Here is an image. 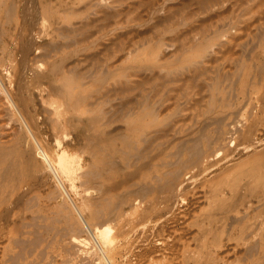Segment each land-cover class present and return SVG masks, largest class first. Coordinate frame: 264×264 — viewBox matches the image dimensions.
<instances>
[{
	"label": "rangeland",
	"instance_id": "rangeland-1",
	"mask_svg": "<svg viewBox=\"0 0 264 264\" xmlns=\"http://www.w3.org/2000/svg\"><path fill=\"white\" fill-rule=\"evenodd\" d=\"M13 1L0 264H264V0ZM147 165L170 183L129 189ZM101 187L121 191L112 229L88 217Z\"/></svg>",
	"mask_w": 264,
	"mask_h": 264
},
{
	"label": "bare ground",
	"instance_id": "bare-ground-1",
	"mask_svg": "<svg viewBox=\"0 0 264 264\" xmlns=\"http://www.w3.org/2000/svg\"><path fill=\"white\" fill-rule=\"evenodd\" d=\"M1 1L3 3V7H1L2 9L4 8L5 11H7V12H15L16 11L17 6H16L15 1H13V0H11V1L10 0H1ZM24 11L27 12V9ZM62 81L63 82H61V84L58 85L55 89L56 94L58 96H62L66 101H68L70 99L74 100V98L76 97V93L74 91H72L71 89H69L65 80H62ZM25 82H26V80H25ZM15 97L16 96L14 95L12 97V99H13V101L16 102ZM204 134L205 133H203V135ZM206 136H208L207 132H206ZM204 141H206L205 138H200L197 141L190 142L189 145H187L184 148V150L182 151L181 157L184 154L193 155L196 152H198L197 149H198L199 145H201L200 143L201 142L203 143ZM16 147H17V145L14 147V149ZM5 149H7V147H4V146L0 147V152L2 153V155H3V151H5ZM40 152H41V156L45 160H47L50 163V165H53V160H55L56 164L58 165L57 167H59V169L63 170V168L65 169L67 167V165L65 164V161L61 160L57 155L54 156L53 154H50L47 150H43ZM185 160L186 159H184L183 162L180 161L181 167L183 166V164H185ZM19 161L20 160L18 158L14 160L13 168H14V165L17 167L19 166ZM166 168H167V166H163V167H160L157 169L156 167H154L152 165H147L144 167V170L142 172H138L137 174L132 173L129 176V179H131V180H129L127 183L131 182V183L135 184V187L129 188V189H143V188H148L150 186H154L157 184H163L164 185V184L170 183L171 180L169 178H165L163 176V173H164ZM67 169H69V168H67ZM13 172L14 171L11 170L10 167H9V169L6 168L5 171L0 172V180H5L7 183H10V184L13 183V186H15L16 183H15ZM94 172H95V170L91 169L88 171V174L91 175ZM157 175H158V177H157ZM156 177H157V179H156ZM124 183H126V182H124ZM99 190H100V192H102L99 196L87 197V199L85 201L86 208L88 210V217L90 218V220L92 222H94L96 227H100V228H104V229H112V226L110 224V222L112 220H122L119 217L120 213L122 212L121 191H116L115 187H111L108 189L106 187H101ZM72 192H74V191H72ZM77 194H78V192H77ZM74 205H76V204L74 203ZM70 227L73 230H77L79 228V225L72 223L70 225ZM99 240L101 242H107V240H109L108 233L107 234L102 233L99 237Z\"/></svg>",
	"mask_w": 264,
	"mask_h": 264
}]
</instances>
